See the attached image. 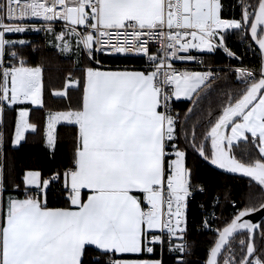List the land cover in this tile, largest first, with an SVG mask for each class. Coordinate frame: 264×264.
Returning <instances> with one entry per match:
<instances>
[{"label":"snow or ice","instance_id":"1","mask_svg":"<svg viewBox=\"0 0 264 264\" xmlns=\"http://www.w3.org/2000/svg\"><path fill=\"white\" fill-rule=\"evenodd\" d=\"M41 31L60 53H75L77 73L46 83L43 64L31 62L32 42L9 38ZM233 34L259 54V70L228 47ZM218 50L240 61L232 72L242 87L226 93L215 118L209 112L198 137L187 125L194 108L181 113L175 102L198 105L217 74L175 62L204 64L193 52ZM104 56L145 64L106 66ZM7 111L13 148L32 133L52 158L64 140L70 151L47 175L26 168L11 185L0 164V264H168L166 255L190 264L188 217L197 197L204 198L201 227L214 233L205 264H264L254 242L264 225L246 219L264 212V0H0V150ZM241 143L258 156L238 159L233 149ZM190 152L250 178L247 203L237 208L230 189L197 181ZM221 196L236 211L213 228ZM238 234L247 235L239 259Z\"/></svg>","mask_w":264,"mask_h":264},{"label":"trees","instance_id":"2","mask_svg":"<svg viewBox=\"0 0 264 264\" xmlns=\"http://www.w3.org/2000/svg\"><path fill=\"white\" fill-rule=\"evenodd\" d=\"M227 6L229 3L238 4L239 0H223ZM255 3V0H251ZM226 18H232L233 13L227 10L224 11ZM240 9L237 7L235 10V18H239ZM248 39L240 36L239 34L231 35L227 44L228 47L234 51L237 56L243 57V60L254 66L259 70L261 58L252 51H247V43L243 42ZM32 47L35 48L34 54L31 56V62L42 63L44 67V74L46 83H58L59 80L66 76L69 72L77 73L78 65L75 61L70 58L63 56L56 49L49 48L45 41V35L40 32L34 39L30 40ZM205 57V62L208 65L222 66L223 68L219 71L215 82L210 90H205V93L201 95L204 97L198 105H193L188 100H179L175 102V108L181 113H186L189 107H193V113L188 114L189 119L187 121L188 129L191 130L192 126L195 125L197 129L198 137L201 136L208 127V114L211 112L213 118L219 113V110L226 99V93H232L238 87L242 85L236 80L232 69L236 64L233 58H229L227 55L217 51L214 54L202 53ZM102 62L109 66H127V67H140L145 64V60L140 57H102ZM40 113H33V119L35 120ZM14 113L7 111L5 114V135L6 142L4 144V177L5 182L11 185L13 182H18L22 177L23 170L26 168H35L42 171L45 175L50 170H53L65 162L66 156L70 151V144L67 140L61 142L55 158L48 156L43 145L39 142V137L32 133H28V142L23 145L22 148H13L12 145L7 141V136L11 131L13 124ZM61 135L63 136L67 130L64 128L60 129ZM209 147V146H208ZM234 154L238 159L247 160L249 156H258V150L251 144L241 143L238 147H234ZM188 165L195 167V179L199 182H203L210 185V190L215 191L217 189H230L233 198L237 201V208L242 207L247 203L246 195L249 192V180L226 175L211 168L207 163L202 161L198 156L193 157L190 152L188 156ZM204 199L203 197H197L196 201L193 202L189 209V231H188V242L190 245V254L187 259L190 264H204L209 247L212 245L214 240V233L208 230L200 229L202 217L200 216V209L197 204ZM222 204L216 209L218 214L217 226H222L223 222L228 218L232 217L236 209L232 207L231 203L224 201L221 196ZM264 225V220L261 222ZM241 239H247L246 234L236 235L233 241V248L236 251V258H240V245ZM255 244L257 248V255H264V237L261 236V229L256 231ZM226 254V253H225ZM166 261L168 264H172L171 259L166 255Z\"/></svg>","mask_w":264,"mask_h":264},{"label":"built area","instance_id":"3","mask_svg":"<svg viewBox=\"0 0 264 264\" xmlns=\"http://www.w3.org/2000/svg\"><path fill=\"white\" fill-rule=\"evenodd\" d=\"M37 23H40V21H35ZM56 27L59 29L61 27V23H58L56 25ZM244 43L246 42L248 44V42L246 40L243 41ZM219 52L223 53L222 50H218ZM253 53V52H252ZM194 55H196L199 59L204 60V64L199 63V60L197 61H188V62H184V61H176L175 65L176 67L180 68V69H188V70H193V71H205L208 70L209 68H211V70H213L217 75L219 73V71L223 68H228L227 67H222V66H215V65H208L205 62V57L202 53H198V52H193ZM224 55H226L225 53H223ZM258 56L259 54L256 53ZM110 57V56H107ZM132 57H136V56H132ZM234 59V58H233ZM236 61V64L234 65V67L239 66L240 61L234 59ZM244 65L255 68L254 66H252L251 64L247 63L246 61L243 60ZM109 66V65H106ZM144 65L140 66V67H131V68H142ZM256 69V68H255ZM3 159H4V148L2 150H0V164L3 165ZM216 216L218 217L217 211H216ZM217 223V221H216ZM216 223L213 224V228L216 227ZM200 229H204L201 227L200 224ZM206 230V229H204Z\"/></svg>","mask_w":264,"mask_h":264},{"label":"water","instance_id":"4","mask_svg":"<svg viewBox=\"0 0 264 264\" xmlns=\"http://www.w3.org/2000/svg\"><path fill=\"white\" fill-rule=\"evenodd\" d=\"M208 146L210 148V141L208 142ZM205 162V161H204ZM207 163V162H205ZM211 168L215 169L216 171L220 172V173H223V174H226V175H230V176H235V177H240V178H244V179H247L250 181V178L248 177H245L243 176L242 174H233V173H229L227 172L226 170H222V169H219L213 165H210L209 163H207ZM246 219H249L251 223H254V224H257V225H261V222L264 220V212H258V213H254L252 214L250 217H246ZM259 228L256 230L258 231ZM207 260V258H206ZM205 260V261H206ZM205 264V262H204Z\"/></svg>","mask_w":264,"mask_h":264},{"label":"crops","instance_id":"5","mask_svg":"<svg viewBox=\"0 0 264 264\" xmlns=\"http://www.w3.org/2000/svg\"><path fill=\"white\" fill-rule=\"evenodd\" d=\"M57 30H59V29L57 28ZM39 33L40 32H29L27 34H9V38H11V39H25V40L30 41V40L34 39V37ZM51 40H52L51 35L49 37H46V34H45V41H46L47 46L49 48L56 49L55 47H53L52 43H50ZM56 50L59 51L58 49H56ZM73 54H75V53L73 52ZM62 55L65 56L64 54H62ZM66 57H68V56H66ZM129 68H131V67H129ZM136 69H139V68H136ZM181 100H186V99L182 98Z\"/></svg>","mask_w":264,"mask_h":264},{"label":"rangeland","instance_id":"6","mask_svg":"<svg viewBox=\"0 0 264 264\" xmlns=\"http://www.w3.org/2000/svg\"><path fill=\"white\" fill-rule=\"evenodd\" d=\"M43 32V31H42ZM43 34L45 35L46 34V37H49L50 36V34H47V33H45V32H43ZM65 56H68V57H70V58H72L74 61H75V63H76V55L75 54H73V53H63ZM258 150V149H257Z\"/></svg>","mask_w":264,"mask_h":264}]
</instances>
